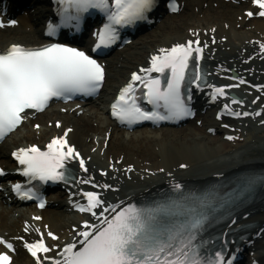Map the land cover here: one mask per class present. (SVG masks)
Returning <instances> with one entry per match:
<instances>
[{
  "label": "bare ground",
  "instance_id": "bare-ground-1",
  "mask_svg": "<svg viewBox=\"0 0 264 264\" xmlns=\"http://www.w3.org/2000/svg\"><path fill=\"white\" fill-rule=\"evenodd\" d=\"M237 1L239 3L233 4L225 0H183L181 5L183 12L180 16L167 14L159 21L155 29L139 35L132 42V46L116 51L107 59L108 74L104 94L110 88L125 82L131 70L147 66L151 57L159 54L160 49L184 42L192 36L201 38L202 42H208V39L213 37L228 36L230 41L237 37L239 42L244 43L243 46H237L234 49L232 47L233 50L223 54L220 58L217 57L219 53L213 55L212 49L220 50L224 45L228 46L230 42L213 45L211 50H207L208 69L217 70L218 73L215 74L216 81L208 84L204 91L195 92V98H198L202 105L207 103L205 92L213 90V87L219 88L230 83L229 78L225 76L227 73L230 76L231 67L239 73L240 78L264 86V79H260L252 72L256 68L253 60L259 61L261 58L264 62V54L259 51L253 60L243 63L247 57L245 49L248 46L254 47L257 51L259 49L252 38H258L259 42L264 43V19L253 18L251 22H247L243 10L250 8L251 0ZM204 3H207L206 8L203 6ZM41 17L42 13L39 12L32 21L23 19L18 25L0 31V48L5 49L13 43L24 44L25 42L27 45H36L46 42L41 29L35 26L36 20ZM197 29H201V32ZM203 29H207L209 33L206 35L202 32ZM243 29H247L248 32L244 34ZM21 40L24 42H20ZM210 43L212 44V41ZM236 92L244 99L245 106L242 108V113L251 111L254 112V117L242 115L240 119L244 121H218L214 117L207 121L205 117H202L201 125H197L196 119L194 124H192L193 121H189L181 127H143L131 132L119 127L109 118L103 106L102 97L86 105L54 104L42 114L27 113L26 121L22 126L2 144L0 165L7 167L10 163V159L5 157L4 153L7 149L28 147L32 144L45 149L53 137L65 136L64 130L68 127L71 130L67 135L68 144L74 146L80 158L86 160L87 171L79 167L78 160L69 159L68 164L76 171V180L67 186L72 188L75 196L70 198L64 190L61 192V203H65L59 205L53 199L54 197H51V207H46L42 211H37L34 207L18 210L0 199V219L2 220L0 236L13 241L16 245L15 259L12 264H35V259L29 257L20 247L19 237H23L24 240H34L38 238L40 231L57 233L59 240L53 242L57 248L48 254L52 256H55L59 247H62L65 242H72L74 235L72 227L76 225L79 228L85 216L74 211L73 208L69 212L66 210L69 208L65 206L69 201L71 204L81 199L80 192L97 191L104 201L103 206L99 207L103 210L109 203L117 207L128 204L153 188L162 187L169 182L209 178L239 166H264L262 150L246 159L241 156L251 147L253 148L252 138L258 134L262 135L259 128L264 130V124L261 122L264 120V87L256 90L249 86L245 90L241 88ZM248 93L257 96L258 100L252 101L253 98ZM224 97L225 95L218 96L215 102L211 103L214 107L211 111L213 116L216 110L220 109ZM257 109L262 110L261 115L256 114ZM200 113L203 116V112ZM247 120L260 121L259 126L256 124L258 127L252 128L245 124ZM227 123L235 125V130L227 129L219 133L217 128ZM37 124L40 126L38 130L35 128ZM224 133H233L238 135L239 139L233 141L225 139L223 138ZM94 148L96 150L93 158L89 154ZM102 156L107 162L101 159ZM181 164L186 165V168L180 169ZM129 165H131V170L128 169ZM100 168H104L105 172L103 173ZM82 180L90 182L81 183ZM123 180L125 184L122 189L116 182ZM105 184L109 187H102ZM34 215L40 219H35ZM243 221L255 223L250 229L251 245L264 249V209L254 212ZM26 226L27 232L24 231ZM2 250L4 248L0 244V251ZM258 257L263 262L262 253Z\"/></svg>",
  "mask_w": 264,
  "mask_h": 264
},
{
  "label": "snow or ice",
  "instance_id": "snow-or-ice-1",
  "mask_svg": "<svg viewBox=\"0 0 264 264\" xmlns=\"http://www.w3.org/2000/svg\"><path fill=\"white\" fill-rule=\"evenodd\" d=\"M252 2L260 9L258 15L264 16V0ZM58 4L60 20L59 23L48 22L46 33L49 36H55L61 26L78 28L83 15L90 9L104 14L105 23L93 33L97 36V41L92 50L96 51L114 43L118 27L144 19L145 14L153 7L154 0H58ZM169 7L172 11L177 10L174 2ZM252 14L248 12L249 16ZM15 23V20L8 21L9 25ZM2 26L3 23L0 22V27ZM260 49L264 51V43L260 44ZM201 52L198 39L160 49L159 54L151 57V67L140 69L144 75L133 72L128 84L120 89L112 104V115L128 123L137 120L179 119L191 115L192 111L182 96L181 85L186 78L193 84L200 79L198 65L194 72L189 73L187 70L190 58L199 61ZM165 69L169 70L165 86H161L159 76L152 78L147 75L153 70L165 73ZM103 79V66L77 47L63 43H48L37 47L15 43L9 45L0 51V139L22 122L25 110H43L54 97L67 99L77 92L94 93ZM136 81L146 89L144 99L153 105L150 112L144 111L137 103L133 83ZM244 82L241 79V83ZM217 94L225 95L223 87H213L212 97L215 98ZM160 108H163L164 114L158 111ZM224 108L228 109V105ZM230 114L250 115L248 112ZM68 131L65 130V136ZM65 136L53 137L43 151L35 144L14 150L12 156L20 165L17 171L30 180H68L70 169L65 166V162L69 159L78 160L79 167L87 171L85 161L68 144ZM128 169L131 170V165ZM3 174L4 170L0 169V175ZM254 182V178H249L246 187ZM102 187L108 188L109 185ZM11 188L22 199L35 197L39 200V206H44V200L33 188L24 187L21 183L12 184ZM174 188L180 189L181 185L175 184ZM83 195L87 203H76L75 207L80 212L90 213L98 222L83 221V228L76 232L72 242H65L55 256L38 255L50 252L43 236L31 243L25 241L24 247L35 258V264H43L44 261H49L50 264H233L235 253L225 256L227 242L220 250L205 255L203 245L207 241L200 240L205 223L218 207L223 206L218 201H223L224 197L218 194L181 195L178 199L142 206L129 203L117 207L109 203L99 212L95 210L104 204L99 194L89 191ZM224 196L231 198L228 193ZM35 219L39 220L40 217ZM24 231H28L27 226ZM47 235L52 240L58 239L51 231ZM18 239L23 240V237ZM0 244L14 250L13 244L3 237H0ZM10 260V255L0 252V264H9Z\"/></svg>",
  "mask_w": 264,
  "mask_h": 264
},
{
  "label": "rangeland",
  "instance_id": "rangeland-1",
  "mask_svg": "<svg viewBox=\"0 0 264 264\" xmlns=\"http://www.w3.org/2000/svg\"><path fill=\"white\" fill-rule=\"evenodd\" d=\"M214 4H217V3H214ZM203 6H204V8H206L207 7V3H204ZM181 13L180 14H176V16H180ZM156 27H157V25L154 28H156ZM20 42H24V41L21 40ZM24 44H25V42H24ZM192 124H194V122H192ZM261 133H262V135L258 134V135H256V137L252 138L253 139V142H252L253 148L251 147L247 153H244V154L241 155L244 159L248 158V156H255L257 154V152L260 151V150H262V152H264V150H263L264 149V137H263L264 136V132H261ZM121 186H122V184L119 185V187H121Z\"/></svg>",
  "mask_w": 264,
  "mask_h": 264
}]
</instances>
